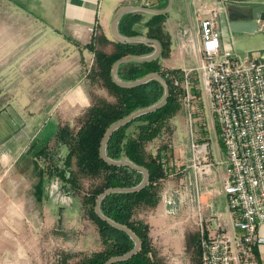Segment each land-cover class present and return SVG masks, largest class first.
<instances>
[{
    "label": "rangeland",
    "instance_id": "1",
    "mask_svg": "<svg viewBox=\"0 0 264 264\" xmlns=\"http://www.w3.org/2000/svg\"><path fill=\"white\" fill-rule=\"evenodd\" d=\"M18 1L29 8L31 0H0V37L5 35L8 38L19 33L16 59L17 63H22L32 50L33 41L28 39L31 34L27 33L30 17ZM187 3L193 21L196 0H187ZM227 3L221 16V32L229 30L230 7L256 3L264 6V0H227ZM231 33L236 38L230 39V43L237 51L255 54L254 48L260 43L258 40L245 35L249 33ZM109 45L100 48L109 51ZM5 60H0V264H58L65 255L70 262L80 261L103 249L99 229L83 207L85 194L100 184L101 179L81 174L75 160L70 168L66 166L64 162L69 148L58 138L57 131L68 126L71 132H76L97 98L114 101L115 97L101 81L92 77L90 70V80L86 82L88 102L75 109L66 96H45L43 90L29 87V81L20 74L16 88L13 87L5 76L11 78L8 74L13 71L15 63H2ZM87 69L85 67V71ZM197 76L193 73L191 77L195 97L180 101L179 111L169 121L170 129L148 145L149 151L156 152L157 147L167 144L171 153V172H179L162 181L161 193L183 185V176L187 174L184 168L192 158V130L199 142L211 143V154L214 147L223 146L208 98L203 94ZM189 112L194 118L192 126ZM31 144H34L33 148ZM45 146L47 154L35 156L36 150L45 149ZM61 170H71L78 184L67 183L58 173ZM40 171L45 173L41 200L36 193ZM196 247L199 249L198 245ZM196 259L198 264L200 258Z\"/></svg>",
    "mask_w": 264,
    "mask_h": 264
},
{
    "label": "trees",
    "instance_id": "2",
    "mask_svg": "<svg viewBox=\"0 0 264 264\" xmlns=\"http://www.w3.org/2000/svg\"><path fill=\"white\" fill-rule=\"evenodd\" d=\"M247 1V0H242ZM252 5H241L229 8V19L244 20L252 15ZM167 12L152 14L143 22L141 12H128L118 23V30L123 36H146L157 40L161 44V52L153 60L136 62L130 61L118 67V75L123 81H135L149 74L158 73L168 83L169 96L159 109L141 115L122 127L114 130L106 143V154L110 159H128L135 165L148 171L147 184L137 191H115L101 199V212L110 220L123 225L138 237L141 248L131 258L115 261L111 264H155L153 257L156 250L150 237V225L137 217L143 207L156 206L160 200V184L173 169L169 166L170 149L167 144L156 148V152L148 150V145L164 136L170 129L169 121L180 108V94L176 91L172 74L181 76V69L164 70L160 63L162 57H167L171 51V38L164 31L163 24L167 19ZM142 28H147L146 34ZM113 44V50L107 52L101 46ZM95 54L91 68L92 77L102 82L103 86L115 97L114 101L97 98L85 114L84 121L76 132H71L68 126L57 131L58 138L67 145L69 151L65 164L70 168L73 160L81 174L87 177L100 178L101 182L84 196L83 207L88 217L97 225L103 249L84 257L77 262H70L68 256H62L58 264H105L110 258L129 253L135 248L134 239L126 231L112 225L101 218L96 206L99 196L109 188H132L140 184L143 173L128 164L115 165L102 155L104 140L109 129L133 112L152 106L159 102L166 93L164 84L158 79H151L146 83L125 87L119 85L113 77L115 63L131 56H145L152 54L156 47L153 43L145 42H116L109 41L105 36L93 33L89 43L84 45ZM31 148L34 144H31ZM45 149L36 150L35 156L47 154ZM172 151V150H171ZM62 178L72 186L77 185L75 175L71 170L58 172ZM44 171H40V178L36 185V193L41 200L44 195ZM198 245V241L196 242ZM199 250V249H198ZM200 254V250H199Z\"/></svg>",
    "mask_w": 264,
    "mask_h": 264
},
{
    "label": "built area",
    "instance_id": "3",
    "mask_svg": "<svg viewBox=\"0 0 264 264\" xmlns=\"http://www.w3.org/2000/svg\"><path fill=\"white\" fill-rule=\"evenodd\" d=\"M227 4L196 0L179 50L189 52L196 65L181 69V76L171 75L180 99L190 101L195 97L191 77L197 73L226 150L224 161L211 158V143L199 142L192 130L193 174L184 175L182 187L162 192L170 216L178 215L187 201L196 206L200 264H253V249L261 242L258 225L264 221V60L223 45L220 24ZM256 26L264 32V20L256 19ZM189 121L192 126V112ZM223 165L226 206L207 217L201 208L202 185Z\"/></svg>",
    "mask_w": 264,
    "mask_h": 264
},
{
    "label": "crops",
    "instance_id": "4",
    "mask_svg": "<svg viewBox=\"0 0 264 264\" xmlns=\"http://www.w3.org/2000/svg\"><path fill=\"white\" fill-rule=\"evenodd\" d=\"M145 1L149 4L145 7L153 9L168 8L169 4V0H31L28 8L18 1L30 17L27 33L31 34L28 39L33 41V45L25 61L17 63L19 33L8 38L5 35L0 37V60L6 59L2 63L9 61L15 63L12 64L13 71L8 74L11 78L5 76V79L11 81L10 83L16 88V79L20 74L21 78L29 81V87L43 90L45 96H66L75 109L83 107L88 102L86 82L90 80L89 73L95 59L94 52L84 45L91 41L94 32L105 36L111 42H116L114 23L121 10L144 6ZM187 6V0H172L169 9L165 11L168 15L163 28L170 35L171 51L167 57H162L160 60L164 70L183 69L196 65L195 58L189 52H179L185 38L184 28L192 22L191 9ZM141 13L144 14L142 23L153 14ZM146 15L149 17L146 18ZM142 30L146 34L148 29L142 28ZM231 32L230 29L227 32L223 30V45H233L230 39L236 37ZM258 33L260 34L245 35H251L252 39L260 42L254 48L255 54L249 53L264 60V32ZM109 46L111 50L108 48L107 52H111L114 48L112 43ZM85 67L88 68L86 71ZM211 155L214 156L213 159L224 161L226 150L224 146L214 147ZM189 161L191 163V159ZM190 163L186 168L187 174L190 172L192 175ZM224 167L223 165L217 168L211 174V180L202 185L201 208L202 213L207 217L225 209ZM173 174L177 175L179 172L174 170L169 175ZM163 198L161 193L156 206L143 207L137 214L139 219L150 225V237L156 250L153 257L155 264H197L196 258H200V254L196 247L198 232L194 224L196 206L192 201H187L182 205L178 215L170 216L166 214ZM209 224L213 230L214 221L211 220ZM258 233L261 242L253 249V264H264V221L259 223Z\"/></svg>",
    "mask_w": 264,
    "mask_h": 264
},
{
    "label": "water",
    "instance_id": "5",
    "mask_svg": "<svg viewBox=\"0 0 264 264\" xmlns=\"http://www.w3.org/2000/svg\"><path fill=\"white\" fill-rule=\"evenodd\" d=\"M172 0H169V4H168V8H162V9H153V8H148L142 5L139 6H133V7H127L124 8L123 10H121V12L119 13V15L117 16L115 23H114V34L116 36V38L119 41L122 42H145V43H153L156 47L155 51L152 54L149 55H145V56H131V57H127V58H123L119 61H117L113 67V77L114 80L121 86H125V87H131V86H136V85H140L143 83L148 82L151 79H158L160 80L166 89V93L165 96L157 103H155L152 106L137 110L135 112H133L132 114H130L129 116H127L126 118H124L123 120L115 123L107 132L105 140H104V144H103V148H102V155L103 157L108 160L110 163L115 164V165H122V164H128L130 166H132L133 168H136L138 170H140L143 173V179L140 182V184H138L135 187L132 188H127V189H123V188H109L107 189L105 192H103L98 200H97V206H96V210L97 213L99 214V216L107 221H109L112 225L126 231L128 234H130V236L134 239L135 241V248L130 251L127 254L121 255V256H115L110 258L105 264H111L112 262L115 261H121V260H126L128 258H131L138 250H140L141 248V242L138 239V237L133 233L132 230H130L129 228L120 225L110 219H108L100 210V206L99 203L101 201V199H103L107 194L111 193V192H115V191H137L142 189L148 182V178H149V174L148 171L143 168V167H139L137 165H135L134 163H132L130 160L128 159H123V160H113L110 159L107 154H106V143L108 140V137L113 133L114 130H117L118 128L122 127L123 125L129 123L130 121L134 120L135 118L153 112L157 109H159L162 105H164L168 99L169 96V86L167 81L158 73H153V74H149L144 78L135 80V81H123L119 75H118V67L123 64V63H127L130 61H136V62H144V61H149V60H153L156 57H158L160 55L161 52V44L154 39H148L146 37H142V36H135V37H127V36H123L119 30H118V22L120 20V18L128 13V12H135V11H139V12H149V13H153V14H160L163 13L165 11H167L171 5ZM262 19L264 20V7L262 5H257L254 6L252 8V15L249 19H244V20H232L228 23V28L232 31V32H244V33H256L257 32V26H256V19Z\"/></svg>",
    "mask_w": 264,
    "mask_h": 264
}]
</instances>
